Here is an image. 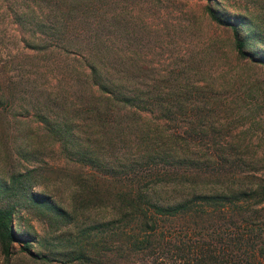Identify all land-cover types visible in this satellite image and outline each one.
Returning <instances> with one entry per match:
<instances>
[{
  "label": "trees",
  "instance_id": "obj_1",
  "mask_svg": "<svg viewBox=\"0 0 264 264\" xmlns=\"http://www.w3.org/2000/svg\"><path fill=\"white\" fill-rule=\"evenodd\" d=\"M105 1H15L18 11L13 12L17 23L30 12L33 14L30 24L39 31L45 27L50 30L46 38L35 37L37 40L30 48H38L39 41H43L46 48L61 49L80 58L85 79L90 80L79 109L86 123L80 126L85 136L76 134L73 122L60 124L52 118L49 126L56 128L65 147L70 145L77 150V160L112 173L118 181L124 177L145 181L142 185L130 180V186L114 190L109 197L100 186L96 190L100 202L110 199L116 215L130 219L135 226L128 241L131 253L147 251L155 256L152 264H264L263 236L254 227L247 229L248 232L240 230L241 223L255 226L256 207L264 202V185L258 181L234 186L221 179L218 184H211L200 179L204 174L218 172L225 164H237L224 156L223 142L205 139L209 130L217 131L211 118L224 104L207 94L213 84L207 88L210 82L206 81L198 86L192 78V71L204 73L201 61H196L190 51L189 59L168 62L165 74L148 76L144 73L148 68L144 61H128L125 54L116 55L120 47L109 29L114 17L107 12L109 2ZM218 1L206 0L204 11L216 26L230 32L233 60L254 68L258 64L264 73V49L260 46L264 44V32L258 26L255 30L247 15L222 13ZM4 4L11 9L7 2ZM74 41L72 46L67 45ZM8 78L6 66L1 63L0 102L13 91ZM196 135L200 136L198 140ZM6 183L3 188L11 191L13 200L0 205L1 252L9 260L14 245L18 244L20 251L35 260H55L36 252L32 247L35 237L21 229L22 200L35 199L41 205H50L52 218L61 231L76 225L78 215L33 195L34 182L25 174L13 173ZM82 189L85 188L80 185L75 187L76 204ZM244 207L243 214L250 213L239 220L237 216ZM230 213L234 230L226 238L220 231L216 233L215 228L207 233V229L202 231L191 223L194 217L207 220L206 217L211 219L214 215H219L217 221L224 223ZM167 220L186 221V225L181 226L180 232H174L163 225ZM114 221L100 224L107 227ZM113 233L122 235L124 231ZM128 242H120V246ZM83 250L60 260L66 264L91 262V254ZM93 264H105V261Z\"/></svg>",
  "mask_w": 264,
  "mask_h": 264
},
{
  "label": "rangeland",
  "instance_id": "obj_2",
  "mask_svg": "<svg viewBox=\"0 0 264 264\" xmlns=\"http://www.w3.org/2000/svg\"><path fill=\"white\" fill-rule=\"evenodd\" d=\"M15 1L5 0L11 6L8 10L0 0V64L6 66L13 90L0 102L8 99L0 105V205L13 200L11 191L3 188L8 178L13 173H22L34 182L33 195L75 212L78 222L61 231L52 218L50 205L23 199L21 229L35 237L32 247L36 252L56 259L35 260L15 244L9 260L0 249V264H66L60 259L82 249L92 258L91 262L83 264L98 261L152 264L155 256L147 251L131 253L128 241L135 226L130 219L116 215L110 207V199L100 202L96 191L100 186L109 197L114 190L130 186V180L142 185L145 181L137 177L118 181L112 173L77 160V150L70 145L65 147L56 128L49 126L52 118L60 124L73 122L77 126H74L76 134L85 136L80 129L85 121L79 109L90 80L85 79L84 63L64 50L46 48L43 41H39L38 48H30L37 40L35 37L46 38L50 30L45 27L39 31L30 24L33 17L30 12L17 23L13 12L17 10ZM107 3V12L114 17L109 29L120 47L116 55L125 54L128 61H144L148 66L144 73L151 76L165 74L168 62L189 59L191 51L204 70V73L192 71L195 83L202 86L209 81L207 88L213 85L207 89V94L223 101L224 105L217 108L213 112L215 117L211 118L217 131L209 130L205 139L223 142L224 156L237 164H225L218 172L204 174L200 179L211 184H218L221 179L234 186L258 181L264 185V73L258 64L254 68L233 60L230 32L209 19L204 11L206 0H107ZM217 7L227 16L247 15L254 29L258 26L264 32V0H219ZM76 41L81 43L82 40ZM260 46L264 49V44ZM196 137L195 140L200 138ZM79 185L85 189L79 193L76 204L74 190ZM256 208L255 226L241 223L240 230L248 232L247 229L254 227L264 238V202ZM244 210L245 207L237 216L239 220L250 213L243 214ZM232 216V213L227 214L224 223L217 221L219 215L206 217L207 220L194 217L191 223L202 231L207 229V233L215 228L216 233L220 231L226 238L234 230ZM110 220L115 221L107 227L101 226V222ZM162 223L174 232H180L181 226L186 225V221ZM116 231H124V234H114ZM120 242H128V245L120 246Z\"/></svg>",
  "mask_w": 264,
  "mask_h": 264
}]
</instances>
